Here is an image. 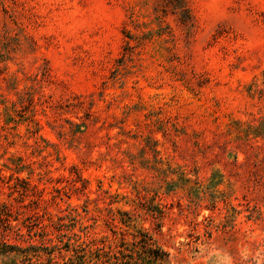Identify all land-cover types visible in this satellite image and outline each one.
I'll return each mask as SVG.
<instances>
[{
	"label": "rangeland",
	"instance_id": "374dc122",
	"mask_svg": "<svg viewBox=\"0 0 264 264\" xmlns=\"http://www.w3.org/2000/svg\"><path fill=\"white\" fill-rule=\"evenodd\" d=\"M80 263L264 264V0H0V264Z\"/></svg>",
	"mask_w": 264,
	"mask_h": 264
},
{
	"label": "trees",
	"instance_id": "16d2710c",
	"mask_svg": "<svg viewBox=\"0 0 264 264\" xmlns=\"http://www.w3.org/2000/svg\"><path fill=\"white\" fill-rule=\"evenodd\" d=\"M5 247H7V245H4ZM80 264H82V263H80Z\"/></svg>",
	"mask_w": 264,
	"mask_h": 264
}]
</instances>
